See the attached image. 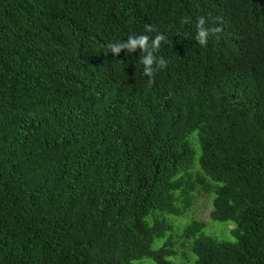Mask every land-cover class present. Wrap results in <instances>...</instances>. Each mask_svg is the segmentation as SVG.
<instances>
[{
  "label": "trees",
  "instance_id": "obj_1",
  "mask_svg": "<svg viewBox=\"0 0 264 264\" xmlns=\"http://www.w3.org/2000/svg\"><path fill=\"white\" fill-rule=\"evenodd\" d=\"M157 32L151 86L104 53ZM201 192L235 240L192 219V264H264V0H0V264H174Z\"/></svg>",
  "mask_w": 264,
  "mask_h": 264
},
{
  "label": "rangeland",
  "instance_id": "obj_2",
  "mask_svg": "<svg viewBox=\"0 0 264 264\" xmlns=\"http://www.w3.org/2000/svg\"><path fill=\"white\" fill-rule=\"evenodd\" d=\"M197 146V147H196ZM195 150L199 152V146L196 144ZM213 195L207 192L195 193V199L190 207L183 215L174 216L171 214L164 215L169 222L173 224L174 239L176 240L177 256H171L170 260L174 264H192L193 256L186 245H182L185 240L183 238L177 239V235L185 225L190 223L192 219H197L205 222L203 232L207 235L213 236L218 240L234 241L235 238L231 233L232 223L213 220L210 218V211L212 208ZM165 238H155L152 244L153 248L159 247ZM131 264H156L151 258L143 257L132 261Z\"/></svg>",
  "mask_w": 264,
  "mask_h": 264
},
{
  "label": "clouds",
  "instance_id": "obj_3",
  "mask_svg": "<svg viewBox=\"0 0 264 264\" xmlns=\"http://www.w3.org/2000/svg\"><path fill=\"white\" fill-rule=\"evenodd\" d=\"M185 23L188 22V19L185 18ZM207 21L205 17L200 16L197 18L196 22V41L201 46H206L208 43V39L210 36H217L218 33L221 31L219 27L208 28L205 27ZM145 30L148 32L156 31L155 28L151 25H146ZM161 42H166V36L162 33L157 32L154 38L151 39L148 35H130L126 41H117L111 42L106 46L105 54L111 50L114 56H117L121 53L122 50H127V53H133L136 48H139L145 55L142 57V64L144 66L143 73L147 75L150 79L148 81V85L151 86L154 81V74L161 68H165L167 66V61L161 57L157 61V57L154 56V52L157 51L161 45ZM156 65L154 68L153 65Z\"/></svg>",
  "mask_w": 264,
  "mask_h": 264
}]
</instances>
